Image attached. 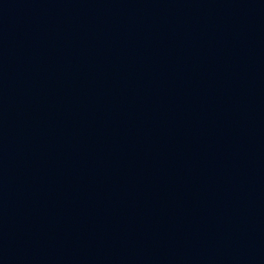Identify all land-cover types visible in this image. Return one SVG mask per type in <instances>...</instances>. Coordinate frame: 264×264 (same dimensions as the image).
Listing matches in <instances>:
<instances>
[{
  "label": "water",
  "instance_id": "water-1",
  "mask_svg": "<svg viewBox=\"0 0 264 264\" xmlns=\"http://www.w3.org/2000/svg\"><path fill=\"white\" fill-rule=\"evenodd\" d=\"M0 264H264V0H0Z\"/></svg>",
  "mask_w": 264,
  "mask_h": 264
}]
</instances>
